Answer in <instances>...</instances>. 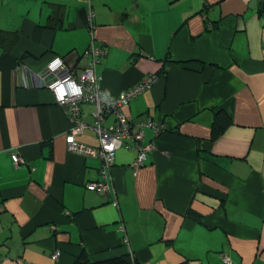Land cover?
Returning <instances> with one entry per match:
<instances>
[{
	"label": "crops",
	"instance_id": "1",
	"mask_svg": "<svg viewBox=\"0 0 264 264\" xmlns=\"http://www.w3.org/2000/svg\"><path fill=\"white\" fill-rule=\"evenodd\" d=\"M53 3L62 30L42 27ZM0 28L20 34L12 53L0 48V264H73L82 251L264 264V0H0ZM93 41L108 98L164 73L123 108L153 150L135 173L127 139L107 195L88 189L103 162L68 152L73 121L38 83L52 59ZM219 109L233 123L211 141ZM95 111L82 104L77 139L98 147Z\"/></svg>",
	"mask_w": 264,
	"mask_h": 264
},
{
	"label": "built area",
	"instance_id": "2",
	"mask_svg": "<svg viewBox=\"0 0 264 264\" xmlns=\"http://www.w3.org/2000/svg\"><path fill=\"white\" fill-rule=\"evenodd\" d=\"M94 55L101 54V49L94 48ZM92 57V61H88L83 71L85 74L81 77L75 70L76 67H71V63L67 60L56 58L55 62L50 63L47 67L46 74L38 78L40 86H47L55 95V99L62 105L64 110L68 112L69 117L73 121L74 127L66 137L68 152L79 154L86 157H96L103 161L101 174L102 179L98 182L88 184V189L96 191L103 195L110 193V185L107 181L109 169L114 164L115 151L122 147L127 139H131L133 144L132 149L136 150L137 156L132 163L134 172L145 166L147 153L153 148L152 144L141 145L142 135L135 129L132 120L124 114L123 108L129 104L133 96L149 89L156 77L149 75L145 81L133 86V88L125 90L118 97L108 98L99 90L98 76L94 71L95 64L98 62L91 52L87 53L86 58ZM99 59V58H98ZM66 62V64H65ZM91 101L97 102L99 110H97V120L95 121L96 134L98 136V147L80 143L77 135L82 134L86 128V124L80 120L81 105ZM106 114L113 115L114 122L111 126H106ZM141 126L155 128L160 132L164 126L151 120H144L139 123ZM16 165L20 162L17 155H13ZM117 205V201H113ZM60 255L59 251L53 254V259H57ZM225 263L229 259H224Z\"/></svg>",
	"mask_w": 264,
	"mask_h": 264
},
{
	"label": "trees",
	"instance_id": "3",
	"mask_svg": "<svg viewBox=\"0 0 264 264\" xmlns=\"http://www.w3.org/2000/svg\"><path fill=\"white\" fill-rule=\"evenodd\" d=\"M89 1L91 2L92 0H89ZM51 7H52V12L49 15L48 22L42 27H49L53 30H57V29L62 30L63 26H62V20H61V16H60L61 11H62V5L57 4V3H53V4H51ZM19 40H20V34L17 30L16 31H10V30H4V29L0 28V48L6 54L12 53V51L15 49V47L19 43ZM73 54H76V56H77L76 61H80L81 53L80 52L75 53L74 51H70L63 56L58 55V58L68 60V59H70L69 56L70 55L73 56ZM28 55H29L28 53H24L22 55L23 56L22 59ZM168 61H170L169 58H168ZM190 61H174V62L182 63V64H188V63H190ZM99 62L100 61L98 60V62L95 64V67H94V71L96 72V75H97V65ZM160 76H164V73H159L158 75L156 74L155 77L157 78ZM135 96H133V98ZM133 98H131V100ZM86 103H92V102H86ZM81 113H82V105H81ZM112 117H113V115H112ZM109 118H111V115L106 114L105 124ZM80 120H81V114H80ZM132 122L135 125V122L134 121H132ZM232 123H233L232 118L226 110L219 109V110L215 111L214 116H213V120L211 123V138H212L211 141L219 138ZM139 143L141 145H143L142 141H139ZM114 161H115V159H114ZM188 213L196 219L200 218L199 215L195 212H192L191 209H189ZM73 264H142V263L140 262V260H138V258L136 256L130 255V254H125V255L115 256V257H110V258H105V259H93L86 251H82L76 256ZM224 264H233V262H231L229 260L228 263L224 262Z\"/></svg>",
	"mask_w": 264,
	"mask_h": 264
},
{
	"label": "rangeland",
	"instance_id": "4",
	"mask_svg": "<svg viewBox=\"0 0 264 264\" xmlns=\"http://www.w3.org/2000/svg\"><path fill=\"white\" fill-rule=\"evenodd\" d=\"M95 45V42L93 41L92 43H91V45L88 47V49L86 50V52L85 53H82L81 55H80V61H76L77 60V56H76V54H73V57L75 58V62H76V68L74 69L77 73H78V76H82V75H84L85 74V71H82L81 70V68H85V60L87 59L86 58V55H87V53H89V52H91L92 53V55L93 56H95L94 58L95 59H97V60H99L98 58L99 57H101L102 55H104L105 54V51L101 48V54H99V55H94L96 52L95 51H93V49L94 48H96V49H99L97 46H94ZM55 60H56V58H54V59H52V61H51V63L53 62H55ZM82 62V63H81ZM55 64H57V62H55ZM65 64H66V62H65ZM149 76V75H148ZM147 77V76H146ZM99 90H100V86H99ZM100 92H101V90H100ZM102 93V92H101ZM103 94V93H102ZM137 96V95H136ZM55 101H56V99H55ZM89 102H91V101H89ZM94 103V106H95V112L93 113V115H94V119H95V121L97 120V110H99V106H98V104H97V102L96 101H94L93 102ZM62 107V106H61ZM96 122H98L99 123V121H96ZM95 130H96V128H94ZM80 143H83V142H81V141H79ZM98 148H101L100 146H99V143H98ZM153 150V148L150 150V151H148V153H147V158H146V161H147V159H148V156H149V154L151 153V151ZM223 262H224V260H223Z\"/></svg>",
	"mask_w": 264,
	"mask_h": 264
},
{
	"label": "bare ground",
	"instance_id": "5",
	"mask_svg": "<svg viewBox=\"0 0 264 264\" xmlns=\"http://www.w3.org/2000/svg\"><path fill=\"white\" fill-rule=\"evenodd\" d=\"M70 66H71V67H76V65H74V64H71ZM83 69H84V68H81L82 71H83ZM72 70H74V69L72 68ZM152 76H154V75H152ZM56 103H57L59 106H62V105L58 102V100H56Z\"/></svg>",
	"mask_w": 264,
	"mask_h": 264
},
{
	"label": "clouds",
	"instance_id": "6",
	"mask_svg": "<svg viewBox=\"0 0 264 264\" xmlns=\"http://www.w3.org/2000/svg\"><path fill=\"white\" fill-rule=\"evenodd\" d=\"M56 62H60L59 60H57Z\"/></svg>",
	"mask_w": 264,
	"mask_h": 264
}]
</instances>
